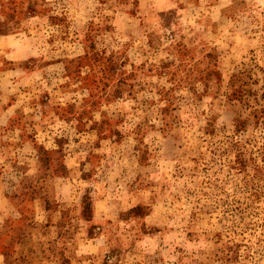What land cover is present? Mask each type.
Wrapping results in <instances>:
<instances>
[{"label":"rangeland","instance_id":"rangeland-1","mask_svg":"<svg viewBox=\"0 0 264 264\" xmlns=\"http://www.w3.org/2000/svg\"><path fill=\"white\" fill-rule=\"evenodd\" d=\"M5 264H264V0H0Z\"/></svg>","mask_w":264,"mask_h":264},{"label":"crops","instance_id":"crops-1","mask_svg":"<svg viewBox=\"0 0 264 264\" xmlns=\"http://www.w3.org/2000/svg\"><path fill=\"white\" fill-rule=\"evenodd\" d=\"M5 210V200L3 198V195L1 193V189H0V227L4 221V216H3V211ZM5 255H3L2 253H0V264H5Z\"/></svg>","mask_w":264,"mask_h":264}]
</instances>
